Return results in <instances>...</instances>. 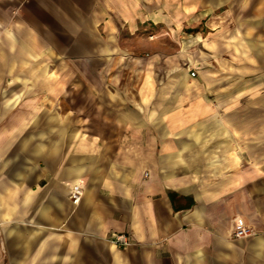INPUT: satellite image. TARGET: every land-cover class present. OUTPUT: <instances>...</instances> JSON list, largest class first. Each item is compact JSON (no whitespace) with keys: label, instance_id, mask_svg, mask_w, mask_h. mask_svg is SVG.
<instances>
[{"label":"crops","instance_id":"obj_1","mask_svg":"<svg viewBox=\"0 0 264 264\" xmlns=\"http://www.w3.org/2000/svg\"><path fill=\"white\" fill-rule=\"evenodd\" d=\"M249 39L264 0H0V264H264Z\"/></svg>","mask_w":264,"mask_h":264},{"label":"rangeland","instance_id":"obj_2","mask_svg":"<svg viewBox=\"0 0 264 264\" xmlns=\"http://www.w3.org/2000/svg\"><path fill=\"white\" fill-rule=\"evenodd\" d=\"M246 42V55L248 60H253V63H239L241 66L248 68L246 73H242L248 83V100L245 102L233 101L232 110L239 108H247V143L249 145L245 156L248 164H253L256 159L264 161V39H249ZM240 78L236 73L232 76V82L238 81ZM31 87H24V92L30 90ZM238 88H236L237 90ZM234 92V91H233ZM236 93V92H234ZM238 123L239 120H233V123ZM244 119H241L243 125ZM263 144L261 147L255 148V145Z\"/></svg>","mask_w":264,"mask_h":264},{"label":"built area","instance_id":"obj_3","mask_svg":"<svg viewBox=\"0 0 264 264\" xmlns=\"http://www.w3.org/2000/svg\"><path fill=\"white\" fill-rule=\"evenodd\" d=\"M194 71L190 72V77H195ZM73 204H78L81 198V189L75 186L69 196ZM253 235L252 230L249 227L244 226L241 222H238L233 231V237L235 239H241ZM111 243L118 248H125L130 244L128 238L124 235H114L111 239Z\"/></svg>","mask_w":264,"mask_h":264}]
</instances>
